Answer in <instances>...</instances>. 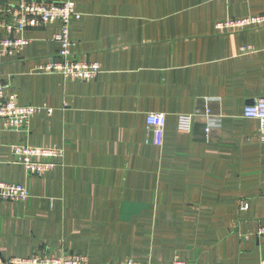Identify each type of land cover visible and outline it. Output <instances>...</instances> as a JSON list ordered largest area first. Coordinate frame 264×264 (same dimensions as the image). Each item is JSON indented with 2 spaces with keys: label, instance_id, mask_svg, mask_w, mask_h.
<instances>
[{
  "label": "crops",
  "instance_id": "crops-1",
  "mask_svg": "<svg viewBox=\"0 0 264 264\" xmlns=\"http://www.w3.org/2000/svg\"><path fill=\"white\" fill-rule=\"evenodd\" d=\"M70 1L81 15L69 25L73 57L97 63L95 79L36 71L56 60L58 23L28 29L20 55L0 60L6 95L41 109L0 137V181L29 195L0 200V264L42 253L89 264H260L264 135L242 114L264 97V25H217L264 17V0ZM150 113L165 115L160 146ZM12 145L63 156L36 177Z\"/></svg>",
  "mask_w": 264,
  "mask_h": 264
},
{
  "label": "built area",
  "instance_id": "built-area-1",
  "mask_svg": "<svg viewBox=\"0 0 264 264\" xmlns=\"http://www.w3.org/2000/svg\"><path fill=\"white\" fill-rule=\"evenodd\" d=\"M73 1L62 3L47 0H13L0 6V60L3 58L18 57L21 51L29 44L24 38L28 29H39L58 23L59 31L53 35V41L58 45L56 60H49L36 68L38 73L58 74L66 79L89 81L100 73L97 63L79 62L73 57V42L69 37L71 20H79ZM264 25V17H250L242 20L229 21L225 25H217L219 30L244 29ZM8 84L0 80V137L4 132L19 131L41 109L30 105H21L13 95H6ZM46 114L51 115V110L46 109ZM243 118L259 122L260 130L264 135V97L243 109ZM145 124L153 137V144L160 146L163 141L165 115L150 113L145 118ZM190 117H181L179 129H189ZM11 151L27 173L40 177L52 171L57 166V161L63 156L62 149L54 146L51 148H34L29 146L12 145ZM29 197L26 188L22 185L0 181V200L8 202H23ZM241 209L246 210L247 204ZM258 237L264 238V226L259 227ZM7 264H89L84 256L64 255L54 257L46 254H35L30 257H16L8 260ZM108 264H151L138 263L131 260ZM168 264H186L185 261L174 259ZM260 264H264L261 261Z\"/></svg>",
  "mask_w": 264,
  "mask_h": 264
}]
</instances>
